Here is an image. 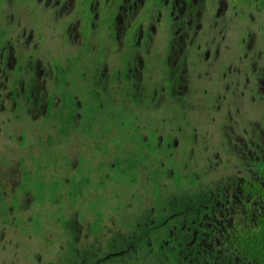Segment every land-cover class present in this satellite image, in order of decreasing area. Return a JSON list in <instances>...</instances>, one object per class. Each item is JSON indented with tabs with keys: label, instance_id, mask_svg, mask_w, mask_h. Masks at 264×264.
<instances>
[{
	"label": "flooded vegetation",
	"instance_id": "af4514ba",
	"mask_svg": "<svg viewBox=\"0 0 264 264\" xmlns=\"http://www.w3.org/2000/svg\"><path fill=\"white\" fill-rule=\"evenodd\" d=\"M6 111L0 264H264V0H0Z\"/></svg>",
	"mask_w": 264,
	"mask_h": 264
},
{
	"label": "rangeland",
	"instance_id": "374dc122",
	"mask_svg": "<svg viewBox=\"0 0 264 264\" xmlns=\"http://www.w3.org/2000/svg\"><path fill=\"white\" fill-rule=\"evenodd\" d=\"M11 112V111H10ZM10 112L6 111L4 113H0V164H4L8 161H19L25 155V150L19 148V130H15L14 126L9 124L7 121ZM12 114V113H11ZM5 121V122H4ZM46 134L47 136H42L43 146L41 149H33L32 151V159H34L35 167L39 160H41L42 166L40 169H36L35 167H31L26 170V173L29 171H34L35 174H44L43 178L46 180V191L44 194L47 196L46 207L45 210L42 212L44 213V218L42 221V225L46 227H52V213L55 210V200L56 196L59 193L58 191V183H61L60 175H57L58 167L56 166V157L58 156L56 151L57 146V137L55 130L50 123H46ZM12 147V149H10ZM13 147H16L14 149ZM39 164V163H38ZM3 173L7 174L6 170H0V177L3 178ZM65 179V178H64ZM65 183V182H63ZM87 191L88 188H85ZM120 192H111V207L117 209L119 205L123 204L124 201L121 203L116 201L115 195ZM44 209V208H43ZM36 219V218H35ZM24 222L21 223V226H26ZM31 236V238H30ZM21 241L29 248L31 251V255L35 258V255L40 253L45 254V249H43V239L41 238L40 234H26L24 233L21 237ZM41 245V247H40ZM22 255V254H21Z\"/></svg>",
	"mask_w": 264,
	"mask_h": 264
}]
</instances>
